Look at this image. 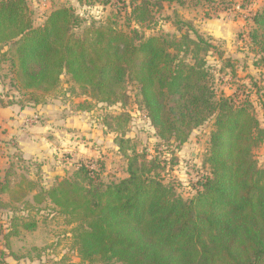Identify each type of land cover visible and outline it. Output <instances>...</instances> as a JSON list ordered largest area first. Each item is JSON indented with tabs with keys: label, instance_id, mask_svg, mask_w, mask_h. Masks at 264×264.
<instances>
[{
	"label": "trees",
	"instance_id": "1",
	"mask_svg": "<svg viewBox=\"0 0 264 264\" xmlns=\"http://www.w3.org/2000/svg\"><path fill=\"white\" fill-rule=\"evenodd\" d=\"M112 1L86 3H109L124 10L125 19L117 11L113 18L86 22L62 5L34 26L27 0H0V57L9 63L13 82L35 106L58 89L63 74L108 105L124 103L132 82L157 138L166 144L184 143L213 118L203 159L208 173L183 198L164 181L156 157L134 148L127 153L120 139L127 176L103 181L99 166L79 162L72 176L46 189L22 178L13 193L22 199L32 192L36 204H52L72 225L86 264H264V168L253 154L264 142V128L251 102L217 93L205 57L215 47L190 24L172 37L142 31L163 2L183 0ZM249 20L247 44L264 65V5ZM122 118H113L118 128ZM5 256L0 248V264Z\"/></svg>",
	"mask_w": 264,
	"mask_h": 264
},
{
	"label": "rangeland",
	"instance_id": "2",
	"mask_svg": "<svg viewBox=\"0 0 264 264\" xmlns=\"http://www.w3.org/2000/svg\"><path fill=\"white\" fill-rule=\"evenodd\" d=\"M86 2L27 0L34 26L41 24L52 9L62 5L73 8L86 22L113 18L117 11L119 16L126 17L124 10H118L109 3ZM263 5L264 0L163 2V9L154 12L150 23L143 24L141 29L146 34L164 33L172 37L179 35L177 28L185 30V24H190L215 47L205 57L214 70L217 93H235L239 98L247 97L264 128V65L256 63L259 55L253 47L248 46L246 36L251 25V13ZM42 100L41 105L81 109L83 113L79 120L84 133L96 130L97 144L94 145L104 148L95 156L76 160L65 151L54 166H44L39 160L24 158L18 143L0 132V248L6 254L3 264H86L81 261L73 242L70 232L72 225L64 223L63 218L53 211L55 207L52 204H36L32 192H27L22 199L13 193L22 178L35 182L37 189H46L57 180L72 176L79 162H93L97 168L99 166V177L103 181L123 178L127 176V159L117 148L120 139L124 140L122 150L125 152L129 149L127 153H131L130 148H134L156 157L164 181L173 183L183 198L193 194L192 185L209 171L203 159L209 147L213 118L193 129L180 145L161 143L146 117L137 88L132 82L128 84L124 103L108 105L85 94L79 85L63 74L58 89ZM10 105L20 108L35 106L29 95L18 89L9 73V63L0 57V108ZM119 115H123V118L118 128L113 118ZM101 139L103 143H100ZM253 154L258 166L264 168V142L254 147ZM33 222V229L25 227V224ZM92 264L120 263L111 260Z\"/></svg>",
	"mask_w": 264,
	"mask_h": 264
},
{
	"label": "crops",
	"instance_id": "3",
	"mask_svg": "<svg viewBox=\"0 0 264 264\" xmlns=\"http://www.w3.org/2000/svg\"><path fill=\"white\" fill-rule=\"evenodd\" d=\"M82 113L78 108L54 104L30 108L10 105L0 108V132L18 143L24 158L39 160L44 166H54L65 151L76 160L95 156L104 148L95 146L96 130L84 133L79 120ZM100 143H103L102 139Z\"/></svg>",
	"mask_w": 264,
	"mask_h": 264
}]
</instances>
